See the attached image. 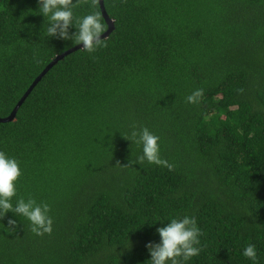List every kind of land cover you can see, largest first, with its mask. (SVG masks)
I'll use <instances>...</instances> for the list:
<instances>
[{
	"label": "trees",
	"instance_id": "trees-1",
	"mask_svg": "<svg viewBox=\"0 0 264 264\" xmlns=\"http://www.w3.org/2000/svg\"><path fill=\"white\" fill-rule=\"evenodd\" d=\"M73 2L63 39L45 35L38 0H0V118L80 45L77 17L99 11L108 30L99 0ZM104 5L107 46L61 59L0 123V151L22 169L13 206L33 198L53 218L43 236L12 211L0 218V264H149L157 229L185 215L202 233L187 264H253L249 243L264 264V0ZM134 125L161 137L172 171L138 161Z\"/></svg>",
	"mask_w": 264,
	"mask_h": 264
},
{
	"label": "clouds",
	"instance_id": "clouds-1",
	"mask_svg": "<svg viewBox=\"0 0 264 264\" xmlns=\"http://www.w3.org/2000/svg\"><path fill=\"white\" fill-rule=\"evenodd\" d=\"M39 12L50 21L46 28V36L59 35L63 39L68 38V28L73 23L74 9L79 4L73 0H38ZM95 7V0L91 5ZM78 32L74 43L83 44L84 50L93 53L100 47L107 46V39L101 40V35L107 31L105 21L99 11H90L88 14L76 18ZM204 96V90L197 88L186 97L189 104H198ZM141 148L138 161L143 165L145 162L172 171L174 164L161 156V137L150 131L146 126H132L130 135L126 136ZM22 175L19 160L0 151V218L9 211L25 218L30 225L31 232L37 236L51 234L53 231V218L50 215L51 207L46 202L38 203L35 199L27 201L21 199L13 206L12 198L16 196V182ZM14 220H9L8 226L3 225L7 231L14 232ZM160 242L146 245L150 259L149 264H187L191 258L201 252V229L196 219L190 216L172 218L164 227L157 229ZM242 255L251 260L253 264L258 261L257 248L249 243L243 248Z\"/></svg>",
	"mask_w": 264,
	"mask_h": 264
},
{
	"label": "water",
	"instance_id": "water-1",
	"mask_svg": "<svg viewBox=\"0 0 264 264\" xmlns=\"http://www.w3.org/2000/svg\"><path fill=\"white\" fill-rule=\"evenodd\" d=\"M100 2V7L103 13V16L106 20V22L108 23V30L101 35L100 39H107L112 32L115 30V23L114 21L109 17L105 5H104V0H99ZM84 48L83 44H80L78 46H76L75 48L68 50L67 52L57 56L47 67L46 69L40 74V76L35 80V82L32 84V86L29 88V90L26 92V94L24 95V97L21 99V101L19 102V104L16 106V108L13 110V112L10 114V116L6 117V118H0V123H11L13 121L16 120V116H17V112L20 109V107L22 106V104L26 101V99L28 98V96L31 94V92L35 89V87L37 86V84L42 80V78L54 67V65H56L61 59H63L64 57L70 55L71 53Z\"/></svg>",
	"mask_w": 264,
	"mask_h": 264
}]
</instances>
